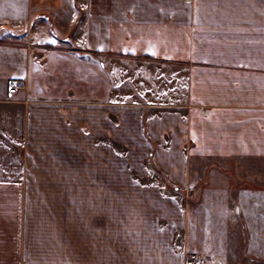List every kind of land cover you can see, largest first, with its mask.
Here are the masks:
<instances>
[{
  "label": "crops",
  "instance_id": "1",
  "mask_svg": "<svg viewBox=\"0 0 264 264\" xmlns=\"http://www.w3.org/2000/svg\"><path fill=\"white\" fill-rule=\"evenodd\" d=\"M243 222L264 243V0H0V264H234Z\"/></svg>",
  "mask_w": 264,
  "mask_h": 264
},
{
  "label": "rangeland",
  "instance_id": "2",
  "mask_svg": "<svg viewBox=\"0 0 264 264\" xmlns=\"http://www.w3.org/2000/svg\"><path fill=\"white\" fill-rule=\"evenodd\" d=\"M97 75L99 76V78H101L103 74L102 73L98 74L95 71V76ZM113 77H115V79L113 80L111 78V83H110L111 85L113 82L120 83L119 81H121L123 78L119 76L118 73H116V75ZM100 82H104V81L101 80ZM128 152L129 150H127L125 147H121L118 144L113 143L111 141L110 143V162H109V166L111 168V180L120 178V176L114 175L116 171H112V170H117L118 168H124V167L133 168L134 161L129 160L128 154H127ZM130 158H132V156H130ZM200 196L202 197L206 196L204 200L206 199L207 201L215 200L213 198L214 196L213 192L204 193V192H197V191L194 192V194L193 193L191 194V192L187 193V195L182 200L188 202V206H189L188 208H190V205L192 203H195V201L199 200ZM189 202H192V203L189 204ZM233 211L239 216L241 215L240 208H237V207L233 208ZM240 236H241L242 247L240 249V253L238 254L234 264H264V243H262L261 241H257L255 242V246H253V248L248 247V244L250 241L247 236L246 224L244 222L241 224ZM255 255H257L258 257L257 260L255 259Z\"/></svg>",
  "mask_w": 264,
  "mask_h": 264
},
{
  "label": "built area",
  "instance_id": "3",
  "mask_svg": "<svg viewBox=\"0 0 264 264\" xmlns=\"http://www.w3.org/2000/svg\"><path fill=\"white\" fill-rule=\"evenodd\" d=\"M18 83L14 79H10L8 81V90L10 94H14L18 89ZM149 106H144L141 108V111H147ZM210 256L207 254H200L196 252L189 253L183 261V264H205L207 261L210 260ZM257 255H255V259L257 260Z\"/></svg>",
  "mask_w": 264,
  "mask_h": 264
},
{
  "label": "bare ground",
  "instance_id": "4",
  "mask_svg": "<svg viewBox=\"0 0 264 264\" xmlns=\"http://www.w3.org/2000/svg\"><path fill=\"white\" fill-rule=\"evenodd\" d=\"M238 208V207H237Z\"/></svg>",
  "mask_w": 264,
  "mask_h": 264
}]
</instances>
